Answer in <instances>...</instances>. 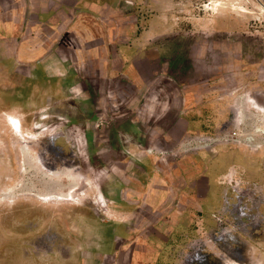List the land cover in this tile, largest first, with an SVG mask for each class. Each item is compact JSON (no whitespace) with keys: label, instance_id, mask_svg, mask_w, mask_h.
<instances>
[{"label":"rangeland","instance_id":"1","mask_svg":"<svg viewBox=\"0 0 264 264\" xmlns=\"http://www.w3.org/2000/svg\"><path fill=\"white\" fill-rule=\"evenodd\" d=\"M59 1L0 0V264H264V0Z\"/></svg>","mask_w":264,"mask_h":264},{"label":"crops","instance_id":"2","mask_svg":"<svg viewBox=\"0 0 264 264\" xmlns=\"http://www.w3.org/2000/svg\"><path fill=\"white\" fill-rule=\"evenodd\" d=\"M94 2V0H60L59 7L64 13L72 12L74 14L75 12L78 13L81 11L83 4H89L92 6ZM46 11L51 12V9H47ZM70 20L73 22L75 18L72 17ZM66 21L67 20H65V22ZM65 26L66 25L64 24V27ZM68 28H73V26L68 25Z\"/></svg>","mask_w":264,"mask_h":264},{"label":"bare ground","instance_id":"3","mask_svg":"<svg viewBox=\"0 0 264 264\" xmlns=\"http://www.w3.org/2000/svg\"><path fill=\"white\" fill-rule=\"evenodd\" d=\"M10 119L13 120V122L11 121V122H12V125H13L12 127L15 128V129L20 130V128H21V126H20V121L14 119L13 117H10Z\"/></svg>","mask_w":264,"mask_h":264}]
</instances>
